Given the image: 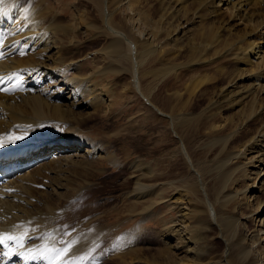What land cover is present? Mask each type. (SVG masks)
I'll return each instance as SVG.
<instances>
[{"label": "bare ground", "instance_id": "bare-ground-1", "mask_svg": "<svg viewBox=\"0 0 264 264\" xmlns=\"http://www.w3.org/2000/svg\"><path fill=\"white\" fill-rule=\"evenodd\" d=\"M81 1L78 30L110 39L106 48L92 51L95 61L96 56L103 60L96 73L132 74V86L123 82V90L136 87L169 119L177 144L168 158L180 161L187 172L168 178L160 156L158 171L156 159L145 164L139 157L124 156L122 168L130 170L131 181L122 192L130 199L125 216H118L124 220L109 222L108 207L96 214L88 202L94 214L82 215V207L77 210L80 193L95 183L86 175L99 172L96 164L112 163L116 155L78 131L84 120L116 103L113 81L101 84L90 73L79 72L83 57L69 52L79 38L49 0H2L0 162L23 171L0 188V234L16 237L0 244V264H49L45 257L55 252L45 249H62L69 241L75 243L52 264H101L100 243L113 234L129 239L124 222L137 216L159 220L161 226L162 248L159 254L150 251L151 264H264V40L252 39L264 32V0H146L159 5L156 19L134 8L141 0ZM87 7L96 17L89 16ZM213 20H221L220 26L191 29L194 23ZM234 20L243 32L231 28ZM158 39L180 45L164 47ZM185 52L189 58L184 63L166 65V53ZM211 57L237 64L231 74L219 75L226 78L221 86L205 87L211 78L192 76L185 87H158L178 65L203 64ZM125 62L130 69L118 66ZM142 75L150 77L144 91ZM158 96L163 97L161 109L150 101ZM198 101H203L199 110ZM47 127L64 132L54 137L40 130ZM192 133L202 136L189 146L185 139ZM190 148L197 151L196 160ZM70 214L78 221L76 228L66 222ZM60 227L76 231L62 236ZM92 248L87 261L86 251ZM118 250L111 260L125 252ZM132 253L123 264L143 260Z\"/></svg>", "mask_w": 264, "mask_h": 264}, {"label": "rangeland", "instance_id": "rangeland-1", "mask_svg": "<svg viewBox=\"0 0 264 264\" xmlns=\"http://www.w3.org/2000/svg\"><path fill=\"white\" fill-rule=\"evenodd\" d=\"M140 3L141 4L139 6L136 5L134 8L137 9L139 8L144 13L146 14L149 13L152 18L156 19V17L158 16L157 6L159 5H156V3H152L151 1H146V0L144 1L141 0ZM80 4H82L81 0H49V6L52 9L53 8L57 9L60 14H63L62 15L63 17L61 15L60 16L63 20L65 19L64 22L71 25L73 24L72 26L73 32L76 33L75 35L73 34V36L79 38L78 40L79 44L76 46L73 45L69 50L71 54L73 52L74 58L83 57L82 58L83 60L81 59L82 62L80 63L81 68L79 69V72H82V74L90 73L91 77L94 80H97L99 83L101 82V84H106L110 81H113L112 86H114L113 88L116 90L115 92H117L116 93L117 95L113 100L116 101V103L113 104V106L112 105L110 106V110L109 108H107L106 110L103 109L99 110L97 112L98 115L89 118V120L88 119L84 120V124L81 125L82 129L81 130L79 129L78 131L79 136L91 139V141L92 142L94 141L93 143L95 144H99V145L102 144L101 146L103 148L106 147V149L104 150H107L109 153L111 152L115 153L116 157L112 160V163H108L105 161L96 164V167L100 168L98 170L99 172L94 171L91 174L86 175V177L90 181L95 183L91 185H87V187L81 191L80 200H79L80 204L77 206V210L79 211V209L82 207V215H90L94 213L97 214V211L102 213L104 210H106L104 208L108 207L111 211L108 213L110 215L108 218L109 222L114 223V221H116L118 223L124 220L123 218H118V216L121 215L122 213H123L122 215L125 216L124 213L126 209L130 207V205L127 204L128 201H126L130 199L126 195H124V193H122L124 190H126V188L131 187V181L128 179L130 178V170L122 168V166L127 163L121 161L124 158V156L129 155V156L139 157L142 160V162H144L145 164H147L148 162H152L153 160L155 161L156 159L157 163L156 164L155 162L153 163L155 164L156 171H158V166H159L157 157L160 156L162 158L160 163V165L162 164L160 166L162 168L161 171L166 172V174H168V178L174 177L172 173L177 172V174H179L180 172L183 173L187 171L185 165L180 164V161L178 163L177 160V163L179 164L178 165L177 163L175 164V162H172L170 158H168L171 152L170 150L177 144V138L170 128L169 119L167 117L160 115L157 112V110H155L151 106V104L143 97V95L140 92H138L136 87H130V88L125 87L126 90H123L124 88L121 86L123 82H129V86H132L133 84L131 83L132 74L130 72L129 73L126 72L124 74H121L120 76H114L113 74H110L109 76L104 77L101 74L96 73L97 68H99L98 65L101 66L103 60L101 56L100 57L96 56L97 59L95 61L94 60L95 57H93L94 55L92 53L94 52V50L106 48L108 46V43L110 42V39H107L104 36H98L97 33L93 30L86 31L84 29L85 31H83L82 28H79L80 30H78V27L80 26V22L77 18L79 17V14L78 11H76V9L81 6ZM64 8H66V10H64ZM191 8H192L191 5L187 7L188 10H191ZM87 9L89 10V16L96 17L94 12L91 11L89 7H87ZM261 10L262 11L264 10V6H262ZM218 21L219 20L206 21L205 23L202 24L194 23L191 29L196 30L202 28L204 24L212 25L213 27H216L217 25L220 26L221 20L219 22ZM231 25H230L231 28L232 29L234 28L235 29L234 31H236L237 33L244 31L243 26L237 25L235 20L231 21ZM137 35L139 38V34H136V36ZM252 39L253 40L258 39L259 41L264 40V32L253 37ZM157 41L158 43H161L160 44L161 46L164 47H170L173 45L179 47L180 45L179 43H176L177 41L174 43V41L172 42L170 41V39L167 41L164 40V43L161 42L163 41L162 39H158ZM188 55L189 54L186 52L183 54V56L182 53L180 54L166 53V57L168 58L166 65L169 63L168 66H172V65L175 66L181 62L184 63L189 58ZM206 57H208V55H206ZM228 59L230 58L225 59V57H219L217 58V60L213 61L211 57L210 59H206V61L203 62V64L202 63H198L196 65L193 64L189 67L184 66V64H180L178 65L176 71L170 72L165 76L166 79L164 78L158 84V87H174V88L185 87L186 81H188V79L191 78L192 76H195L196 79L209 77L212 79V83L209 82L208 84H206L205 87H219L222 85V83H226V78L222 76L221 78L219 75L231 74V72L235 68H238L237 64H235L233 59H230L229 62H227ZM155 64L156 61L150 65L154 66ZM118 66L123 68L126 67L129 69L131 68L127 62L121 63ZM147 67H151V66L147 65ZM239 67L243 68L245 66L241 64ZM164 68H168V67L166 66ZM93 71L95 73H93ZM149 79L150 77L148 78L145 77L144 75L141 76V86L143 88L142 89L143 91L146 87L150 86ZM248 81L250 82V80ZM22 88L23 87H19V89ZM163 89L164 88L160 90L158 89L157 92H161ZM154 95L156 94L154 93ZM187 96L188 95L186 93L184 98H187ZM152 98L151 99L149 98L150 101L155 103V105L161 109L162 105H164L163 97L158 96L157 98H154V100H152ZM197 104H198L197 110H199L203 106V101L201 102L198 101ZM164 109L169 111V108L165 107ZM40 130L44 131L45 133L51 134L54 137H58L64 132L58 127H56V129L54 127L53 128L47 127ZM201 136H202L201 133L189 134V136L185 139L186 140L185 143L191 146L192 142L195 143L198 139H200ZM191 138L193 139V141ZM189 151L192 157L194 156L197 158L198 153H196L197 151L194 148L193 149L190 148ZM194 157L193 159H195ZM168 159L169 161H167ZM106 199H108L109 201H107L106 204L100 207L98 203L100 201L102 202L106 201ZM87 202L89 203L94 213H92V211L88 207ZM163 209L165 208H162V210L158 209L159 211V212L157 211V213H159L158 216L161 215V211L162 212L164 211ZM75 211L76 210L74 209L73 212L75 213ZM65 217L67 223H69L73 228L77 227L78 221L77 219H75V216L72 217L70 214L69 216H65ZM169 218H170L169 215L166 216V219ZM141 221L142 218L140 216H137L135 218L131 217L129 220L124 222L123 228L128 227V229H130V234H132L129 236L130 237L129 239L124 238L126 235H122L123 238L121 237L116 238L118 234H113L110 237L106 238L105 243L103 241H102L103 243H100L101 247H98L97 252L101 264H123L124 259L129 260L130 254L136 249H137L136 250L137 253L134 252V254L133 253L132 254L134 256L135 255L140 256L139 259L140 260L143 259L142 261H145L143 262L144 264H151L150 261L151 252H155L157 254V252L162 248L161 247L162 240L158 235V231L161 226L159 225V220L156 219L142 221L143 223H141ZM134 228H136V230H134ZM75 231L76 229L65 230V228L60 227V234L62 236H66L69 233L74 234ZM126 239L127 242H124V240ZM116 242L118 243L117 245L114 244ZM113 245H115L114 246L115 249H113L114 248ZM114 250H118V252H123V251L125 252L122 253L121 255H118L116 259L111 260L110 255L115 253ZM93 251L94 248L86 251L88 253L87 261L89 260V257L91 256L90 254L93 253ZM157 256L159 255H156V258H159ZM109 258L110 260H108ZM142 261L138 260V262L133 264H143Z\"/></svg>", "mask_w": 264, "mask_h": 264}, {"label": "snow or ice", "instance_id": "snow-or-ice-1", "mask_svg": "<svg viewBox=\"0 0 264 264\" xmlns=\"http://www.w3.org/2000/svg\"><path fill=\"white\" fill-rule=\"evenodd\" d=\"M0 2H2V0H0ZM3 58V54L0 53V59ZM0 80H2V77H0ZM0 90H5V89H0ZM11 239H16V237H13L11 235L8 234H0V244H3L5 240H11ZM75 243V241H69L67 242L66 246L62 249H56L54 246L51 249H45V251H54L55 252V256H47L45 257L46 259L49 260V264H52L53 260L60 258L61 256H63L65 253H67L69 251V249L71 248L72 244ZM41 255H44V253L42 252ZM33 259L35 257H32ZM64 264H70V262L68 260L64 261Z\"/></svg>", "mask_w": 264, "mask_h": 264}]
</instances>
